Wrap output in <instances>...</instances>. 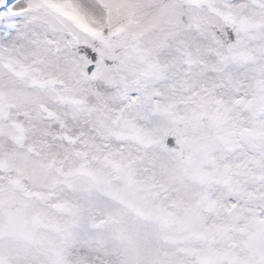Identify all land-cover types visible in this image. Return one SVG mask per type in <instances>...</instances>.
I'll list each match as a JSON object with an SVG mask.
<instances>
[{"label": "snow or ice", "instance_id": "obj_1", "mask_svg": "<svg viewBox=\"0 0 264 264\" xmlns=\"http://www.w3.org/2000/svg\"><path fill=\"white\" fill-rule=\"evenodd\" d=\"M0 264H264V0H0Z\"/></svg>", "mask_w": 264, "mask_h": 264}]
</instances>
